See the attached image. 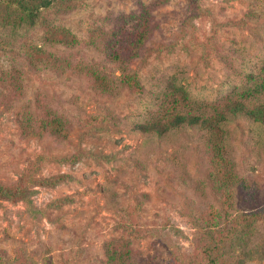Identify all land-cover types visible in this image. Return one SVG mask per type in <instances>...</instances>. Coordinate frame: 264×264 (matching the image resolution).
<instances>
[{
    "label": "rangeland",
    "instance_id": "1",
    "mask_svg": "<svg viewBox=\"0 0 264 264\" xmlns=\"http://www.w3.org/2000/svg\"><path fill=\"white\" fill-rule=\"evenodd\" d=\"M5 5L0 0V16ZM132 14L149 32L131 66L147 93L124 90L106 101V112L84 67L120 73L104 58L106 49L94 44L103 36L121 43L130 35L125 18ZM29 47L41 49L42 60L28 58ZM261 58L264 0H59L33 27L13 32L0 25V182L35 191L29 202L1 203L2 264H108L103 246L121 235L132 241L136 264H187L191 257L206 264L198 255L205 241L190 215L211 211L216 218L226 211L234 218L250 206L237 189L212 188L202 131L179 130L146 147L143 135L131 129L135 107L149 106L148 92L174 83L194 99L210 101L236 83L234 67L257 70ZM61 67L77 74H61ZM11 73L17 89L6 79ZM23 108L42 118L60 116L71 130L70 143L64 140L47 156L44 138L22 135ZM108 122H118L119 131L100 128ZM227 129L237 172L264 209V125L237 119ZM76 149L87 157L74 164L56 160ZM179 165L189 178L174 174ZM57 174L68 176L55 186L31 182ZM225 198L227 209L218 204ZM257 223L254 249L264 250V219Z\"/></svg>",
    "mask_w": 264,
    "mask_h": 264
},
{
    "label": "trees",
    "instance_id": "2",
    "mask_svg": "<svg viewBox=\"0 0 264 264\" xmlns=\"http://www.w3.org/2000/svg\"><path fill=\"white\" fill-rule=\"evenodd\" d=\"M58 1L6 0V5L3 6V16H0V25L13 32H16L18 28L33 27L42 13L55 8ZM251 15L254 13L249 12V16ZM139 17L134 14L126 16L125 22L129 21L127 24H132V29L130 35L124 37L120 41L121 43H116L103 36L101 41H96L94 44L95 46L99 45L100 49H106L104 58L117 65L120 71L118 75H115L111 70L105 72L93 69V67H84L86 69L84 73L92 76L93 85L91 88L98 98L104 99L103 105L106 112H109L106 101L114 102L119 93L121 94L124 90L138 95L147 93L137 70L131 67L132 61L140 57V48L147 40L149 33ZM110 31L114 30L110 29ZM116 45L119 47L115 48ZM41 51V49L35 50L29 47L26 49L25 55L28 58L35 57L42 60L43 53ZM55 62L56 60H52V63ZM71 72L74 75L77 74L75 71H68L67 67L60 71L61 74H71ZM79 72L83 71L79 70ZM232 73L235 75L233 80H236V83L231 84L224 93L210 101L194 99L188 90L175 83L165 89H156L155 93L148 92L149 106H143L137 102L135 108L138 118L131 125L133 131L143 135L146 147H155L156 144L158 146L167 134L179 130L189 128L202 131L204 139L202 150H204V155L207 156L213 170L212 174L208 176L212 188L221 192L237 189L244 193L242 200L248 203L250 208L246 211L240 210L234 218L226 211L225 215L218 214L219 217L216 218L211 211L202 212L199 217L190 215V219L200 230L199 239L205 241V245L198 251L200 252L198 255L206 260V264H245L256 258L264 259V250L254 249L257 221L264 219V209L262 203L258 202L250 193V184L246 183L237 172L230 154L227 129L229 123L237 119H246L264 125V58L262 65L257 70L244 73L241 69L234 67ZM6 79L15 89L19 87L18 77H15L14 73L7 74ZM27 107L25 106V108ZM25 108L21 112V117L18 118L22 135L44 138L48 146L45 149L47 156L52 155L51 150L58 149L64 140L67 139L70 143L69 133L71 130L65 127L60 116L51 119L42 118L36 115L35 109L32 110L33 112H29ZM100 128L110 132L119 131L118 122H108ZM56 155L58 162L69 164L80 162L84 157H87L82 154V150L78 149L74 153ZM102 156L109 157L108 154ZM174 174L189 178L185 167L181 165L175 168ZM67 176L57 174L31 179V182L37 185L55 186L63 181V177ZM195 190H198L203 198L205 197L204 189H199L196 185ZM34 192L26 185L0 182V206L5 200L29 202L30 196ZM226 200L225 198L218 201L219 205L223 202L224 209L230 206L225 203ZM234 201L233 198L232 204ZM127 228L131 229V227ZM131 245L132 241L122 235L107 241L103 246L107 263L136 264ZM191 258L188 259L187 264H194L191 262ZM2 263L3 261L0 260V264Z\"/></svg>",
    "mask_w": 264,
    "mask_h": 264
}]
</instances>
